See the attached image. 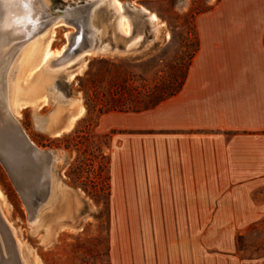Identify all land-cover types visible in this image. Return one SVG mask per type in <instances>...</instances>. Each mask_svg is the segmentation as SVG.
I'll list each match as a JSON object with an SVG mask.
<instances>
[{
    "label": "rangeland",
    "instance_id": "obj_1",
    "mask_svg": "<svg viewBox=\"0 0 264 264\" xmlns=\"http://www.w3.org/2000/svg\"><path fill=\"white\" fill-rule=\"evenodd\" d=\"M44 1L51 11L61 12L86 0ZM120 1L131 24L129 37L118 31L117 20L116 26L110 20L112 8L105 5L108 8L99 9L94 17L98 47L90 55L64 64L69 59H61L77 29L59 19L34 39L39 50L33 62L25 66L21 61L34 42L10 62L9 104L14 105L13 86L19 78L28 93L14 117L37 147L52 151L56 158L51 191L46 199L36 200L34 217L0 160V209L18 238L20 260L23 264H257L264 260V211H151L145 164L153 157L160 159V150L152 145L161 132L128 129L131 113L117 112L141 111L163 98L170 84H182L198 49L196 20L216 0ZM128 4L156 14L158 20L149 23L147 13ZM47 44L52 55L59 56L52 68L40 60ZM45 80L47 85L40 89ZM35 89H40L38 94L31 92ZM51 119L58 125L68 121L69 132L45 133L42 127ZM254 199L264 203V191L256 192ZM156 200L161 204L160 197ZM15 255L11 264L18 263Z\"/></svg>",
    "mask_w": 264,
    "mask_h": 264
},
{
    "label": "crops",
    "instance_id": "obj_2",
    "mask_svg": "<svg viewBox=\"0 0 264 264\" xmlns=\"http://www.w3.org/2000/svg\"><path fill=\"white\" fill-rule=\"evenodd\" d=\"M196 24L183 89L129 117L128 129L161 132L152 145L161 157L145 164L151 211L262 212L264 0H216Z\"/></svg>",
    "mask_w": 264,
    "mask_h": 264
},
{
    "label": "bare ground",
    "instance_id": "obj_3",
    "mask_svg": "<svg viewBox=\"0 0 264 264\" xmlns=\"http://www.w3.org/2000/svg\"><path fill=\"white\" fill-rule=\"evenodd\" d=\"M45 2L46 1L44 0H3V2L0 3V87L2 88L3 94H4V96L0 98V149L1 147H5L10 152L11 155L12 154L14 155L17 152L20 154L21 153L23 154V159L25 160V167L27 171H25L24 173H21L18 170L19 173L22 175V177H24V180H23L24 185L21 186L22 188L20 190V193L26 205L28 206V208L32 210L33 217L35 216V211H36L35 202L38 199V197L43 199L44 197H47V195L50 193L49 191H51L49 189L51 185V173H52L53 164L56 158H55V154L52 151L42 150L39 147L38 148L40 150L48 152L50 156L48 158L46 157L45 159V157L37 156L36 153L34 152L27 153L23 151L24 141L21 139V133L19 131V126L21 125L14 116L16 113H19V110L25 104V101L23 98H25L26 94L28 93L26 94L24 93V90L20 84L22 81L19 82V79H20L19 78L18 82H15L13 86L14 105L12 106L11 104H9L7 76H8V72L10 69V62L12 58L18 53L20 49H23L28 43L34 42L33 45L27 51L24 50V52L25 51L26 52L23 54V58L21 62L22 63L24 62V65L26 66L30 64L31 62H33L32 61L33 58L38 55V50H39L38 45L39 44L38 42H35L34 39L38 35H40L42 31L40 30L39 25L35 23L34 20L36 18L41 17V12L38 11L40 8H43L46 12L49 11L50 8L47 6L48 4H46ZM102 5H109L116 12L118 31L124 36H130L132 33L131 24H130L128 16L124 13V5L122 4L120 0H93V5L90 8L86 10L83 9L80 11L73 12L72 16L77 17V16H80L81 14L87 13L88 21L90 22V25L93 31L95 32L96 29L92 25L93 15H94L95 10ZM141 10L148 14L149 20L151 23H155V21L158 20L156 14L148 12L144 8H142ZM141 10H140V13H142ZM67 18H68L67 16L60 17L59 19L61 20L59 22H64ZM44 47L45 49H42L44 51L41 53V59H40L41 64L45 65L48 68H52L54 66V63L59 58V56L52 55L51 51L49 50L48 44L45 45ZM65 49L66 47L63 48L62 52ZM71 62H72L71 60H68L64 64L68 65ZM32 66L34 65L32 64ZM29 68H30V65H29ZM33 69L34 67L32 68V70ZM72 77L73 75H70L69 79H72ZM17 78H18V75L16 76L15 80H17ZM46 85L47 83L45 80V82H43V84L40 85V89H42ZM40 89H35L31 92H33V94H38ZM45 96H47V94ZM71 125L72 124H70V126ZM57 126H58V123L56 119H51L47 121L46 123H44L42 129L43 131H45V133L54 135L53 130ZM69 128L70 127L68 126L66 128V131L69 132L68 130ZM33 185L35 186L39 185L41 189H38V188L36 189L34 188ZM43 185H46L47 189L45 188L42 189ZM1 211L2 210L0 209V264L13 263L12 259L15 254L18 257L17 264H23L19 257L18 249L20 245L18 246V240H17L18 238H16L14 229L7 222L6 218L3 216ZM20 250H21V247H20Z\"/></svg>",
    "mask_w": 264,
    "mask_h": 264
},
{
    "label": "water",
    "instance_id": "obj_4",
    "mask_svg": "<svg viewBox=\"0 0 264 264\" xmlns=\"http://www.w3.org/2000/svg\"><path fill=\"white\" fill-rule=\"evenodd\" d=\"M93 5V0H86L84 2H80L78 4L70 5L67 9L61 12H53L49 9L48 12H46L43 8H40L38 11L41 12V17L36 18L34 21L39 25L40 30L43 32V30L57 22L60 17L67 16L68 18L64 22H68L69 24L73 25L77 31L75 34L70 36V44L67 48V54L65 58L61 59H71L74 60L75 58L81 56L82 54H90L93 50H96L98 47L96 42H97V34H98V28L94 25V17L97 13V11L103 7H106L105 5H102L98 7L93 15L92 19V25L96 29L95 32L93 31L90 22L88 21V14L84 13L81 14L80 16H72L73 12L80 11L83 9H88ZM128 7L136 12L140 13L139 7L133 4H128ZM124 7V13L126 14ZM144 15V14H143ZM110 20L115 21V26H116V20H117V14L116 12L111 9V16ZM88 21V22H87ZM147 21L150 23V20L147 16ZM117 29V28H116ZM129 37V36H125ZM3 90L0 87V98L3 97ZM69 126L68 123H64L61 125H58L54 130L53 134H60L66 131V128ZM19 131L21 133V139L24 141V152L27 153H36L37 156L39 157H46L48 158L50 154L48 152L40 150L37 146L32 143L30 138L26 135L24 130L22 129L21 126H19ZM2 146V145H1ZM0 160L4 164L6 170L10 174L14 184L18 188L19 192L21 190V186L24 185V177L19 173H24L27 171L25 167V160L23 159V154L21 153H15L14 155L10 154V152L5 148L1 147L0 149ZM20 151V149H19ZM18 155V156H17ZM21 169V170H20ZM19 170V171H18ZM46 198V197H45Z\"/></svg>",
    "mask_w": 264,
    "mask_h": 264
},
{
    "label": "trees",
    "instance_id": "obj_5",
    "mask_svg": "<svg viewBox=\"0 0 264 264\" xmlns=\"http://www.w3.org/2000/svg\"><path fill=\"white\" fill-rule=\"evenodd\" d=\"M198 50V49H197ZM197 52V51H196ZM196 54V53H195ZM190 67V65H189ZM189 70V68H188ZM188 70H187V74H186V77L184 78V81L182 82V84H170L168 87H167V90H166V94L163 98H160L159 100L157 101H154L151 103V105H149L148 107L145 106V108H142L141 111H126V110H122V109H119L117 112H120V113H138V112H143V111H147V110H150L156 106H158L160 103L166 101L167 99L177 95L183 88L184 84H185V81H186V78H187V75H188ZM135 109V108H133ZM138 109V108H137ZM115 110V109H113ZM115 112V111H114Z\"/></svg>",
    "mask_w": 264,
    "mask_h": 264
},
{
    "label": "snow or ice",
    "instance_id": "obj_6",
    "mask_svg": "<svg viewBox=\"0 0 264 264\" xmlns=\"http://www.w3.org/2000/svg\"><path fill=\"white\" fill-rule=\"evenodd\" d=\"M3 2V0H0V3H2Z\"/></svg>",
    "mask_w": 264,
    "mask_h": 264
}]
</instances>
